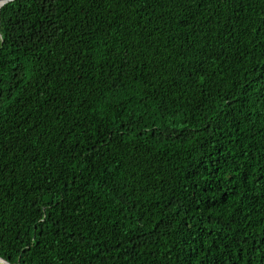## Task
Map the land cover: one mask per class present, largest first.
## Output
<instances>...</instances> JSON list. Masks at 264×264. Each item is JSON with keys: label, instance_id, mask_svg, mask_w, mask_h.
<instances>
[{"label": "trees", "instance_id": "obj_1", "mask_svg": "<svg viewBox=\"0 0 264 264\" xmlns=\"http://www.w3.org/2000/svg\"><path fill=\"white\" fill-rule=\"evenodd\" d=\"M0 258L264 264V0L0 7Z\"/></svg>", "mask_w": 264, "mask_h": 264}, {"label": "water", "instance_id": "obj_2", "mask_svg": "<svg viewBox=\"0 0 264 264\" xmlns=\"http://www.w3.org/2000/svg\"><path fill=\"white\" fill-rule=\"evenodd\" d=\"M10 1H13V0H0V7H2L4 4H6V3L10 2ZM0 261H2L3 264H10L6 260L1 259V258H0Z\"/></svg>", "mask_w": 264, "mask_h": 264}, {"label": "snow or ice", "instance_id": "obj_3", "mask_svg": "<svg viewBox=\"0 0 264 264\" xmlns=\"http://www.w3.org/2000/svg\"><path fill=\"white\" fill-rule=\"evenodd\" d=\"M0 264H3V262H2V261H0Z\"/></svg>", "mask_w": 264, "mask_h": 264}]
</instances>
